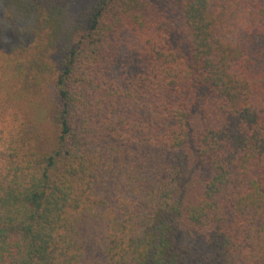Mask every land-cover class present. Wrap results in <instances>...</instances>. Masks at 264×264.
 Here are the masks:
<instances>
[{"label": "trees", "instance_id": "16d2710c", "mask_svg": "<svg viewBox=\"0 0 264 264\" xmlns=\"http://www.w3.org/2000/svg\"><path fill=\"white\" fill-rule=\"evenodd\" d=\"M0 264H264V0H0Z\"/></svg>", "mask_w": 264, "mask_h": 264}, {"label": "rangeland", "instance_id": "374dc122", "mask_svg": "<svg viewBox=\"0 0 264 264\" xmlns=\"http://www.w3.org/2000/svg\"><path fill=\"white\" fill-rule=\"evenodd\" d=\"M48 91H49V95H51V107L53 108L54 96H53V92H52V87H49L48 90H47V92H48ZM52 108H50L49 110H46L44 116L50 114L49 112L52 111ZM50 110H51V111H50ZM44 118H45V117H44ZM46 126L49 127L48 124H45V127H46Z\"/></svg>", "mask_w": 264, "mask_h": 264}]
</instances>
